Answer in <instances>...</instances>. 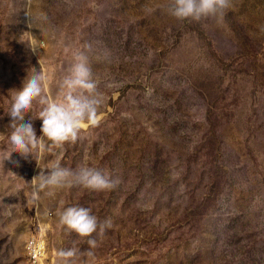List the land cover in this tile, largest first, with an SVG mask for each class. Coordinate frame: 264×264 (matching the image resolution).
Listing matches in <instances>:
<instances>
[{
	"label": "rangeland",
	"instance_id": "374dc122",
	"mask_svg": "<svg viewBox=\"0 0 264 264\" xmlns=\"http://www.w3.org/2000/svg\"><path fill=\"white\" fill-rule=\"evenodd\" d=\"M230 3L194 20L173 16L170 0H0V152L11 149L12 92L32 68L42 95L62 102L84 51L106 97L74 144L46 141L42 159L13 152L0 165V264H32V236L39 264L68 248L76 264H264V0ZM38 99L25 120L40 136ZM57 156L120 182L37 198L32 179ZM72 204L111 227L80 237L61 226L56 213Z\"/></svg>",
	"mask_w": 264,
	"mask_h": 264
},
{
	"label": "clouds",
	"instance_id": "9594fccd",
	"mask_svg": "<svg viewBox=\"0 0 264 264\" xmlns=\"http://www.w3.org/2000/svg\"><path fill=\"white\" fill-rule=\"evenodd\" d=\"M230 6V0H170L171 14L178 19L199 20L202 17L223 15V12ZM29 45L35 50L37 40L32 38ZM31 73V75L27 74L22 86L12 92L10 108L7 112L11 117L8 125L10 133L7 136L11 149L0 152V165L4 160L9 159L13 152L19 153L24 159L29 156L33 158L34 154L42 159L46 151V141L62 150L66 143L74 144L80 138L83 128L96 127L103 118L100 109L106 102V97L97 91V81L92 78L88 57L84 51L74 54L73 62L62 80V102H56L43 96L44 74L35 68L31 69ZM106 86L112 88L117 85L110 82ZM37 99L42 105L39 113L34 116L42 122L40 136H37L33 127L32 117L25 120V115L32 108L33 101ZM35 160L39 165V159ZM43 169H47V172ZM43 169L32 179L35 188L34 195L37 198L39 192H46L51 196L56 190L62 188L83 187L96 191L112 190L120 182L119 178L103 172L88 162L81 163L75 169L62 167L59 156ZM5 214H10V210L5 209ZM56 215L61 226L75 232L80 237H92L98 226L101 231L111 227L110 220L98 225L97 217L91 213L89 208L75 204L62 207ZM87 244L90 249H94L97 241L89 238ZM79 255V250L75 248L59 249L57 251L58 264H76ZM87 255H93L92 251L89 250Z\"/></svg>",
	"mask_w": 264,
	"mask_h": 264
},
{
	"label": "built area",
	"instance_id": "2783aa9c",
	"mask_svg": "<svg viewBox=\"0 0 264 264\" xmlns=\"http://www.w3.org/2000/svg\"><path fill=\"white\" fill-rule=\"evenodd\" d=\"M42 232V230L40 229ZM34 236L30 237L27 240V249L29 250V260L32 262V264H39V261H37L38 257L42 253L43 244L41 242H37ZM31 255V256H30Z\"/></svg>",
	"mask_w": 264,
	"mask_h": 264
}]
</instances>
